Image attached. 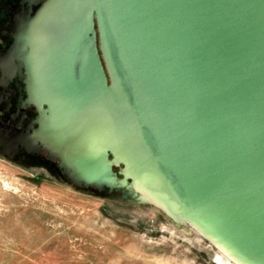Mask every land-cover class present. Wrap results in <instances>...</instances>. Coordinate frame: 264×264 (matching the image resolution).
<instances>
[{
    "label": "water",
    "instance_id": "obj_1",
    "mask_svg": "<svg viewBox=\"0 0 264 264\" xmlns=\"http://www.w3.org/2000/svg\"><path fill=\"white\" fill-rule=\"evenodd\" d=\"M28 29L63 160L106 144L147 198L264 264V0H46Z\"/></svg>",
    "mask_w": 264,
    "mask_h": 264
},
{
    "label": "rangeland",
    "instance_id": "obj_2",
    "mask_svg": "<svg viewBox=\"0 0 264 264\" xmlns=\"http://www.w3.org/2000/svg\"><path fill=\"white\" fill-rule=\"evenodd\" d=\"M42 1L0 0V264H237L171 210L142 200L110 152L117 177L84 185L26 138L32 116L26 95L14 100L13 62L30 48L17 23Z\"/></svg>",
    "mask_w": 264,
    "mask_h": 264
},
{
    "label": "bare ground",
    "instance_id": "obj_3",
    "mask_svg": "<svg viewBox=\"0 0 264 264\" xmlns=\"http://www.w3.org/2000/svg\"><path fill=\"white\" fill-rule=\"evenodd\" d=\"M22 34H23V37L25 36L29 40V42H30L29 45L31 47L30 52H29L30 59H27L24 61L25 65H26V63H31V65L29 66V72H28L30 74L29 77L33 78L35 85L37 86L39 94L44 93V94H46L47 97H49V94H48V92L46 90V86H45L46 81L44 79L45 78V76H44L45 63H43V60H44L43 58L45 56V53L41 49L40 41H39L37 36L36 37L31 36L32 33L28 29V26L25 27V29L22 31ZM44 103H47L48 107L51 105V103L48 101H46ZM38 122H40V127L38 128V131L40 133L44 134V140H46V142L48 143V147L51 148L52 150L58 151L61 154L58 157L61 158V160H63L62 159L63 158L62 153L60 152V149L58 148L59 143H58L57 139H59V137L58 136L56 137L54 135L53 127L52 128L49 127V124L53 125L52 121H50L49 117L46 116V117L38 120ZM29 140L32 141V139H29ZM104 146H106V144H103V146H102L100 162L91 161L88 164H85V166L80 167V169L76 163H74L70 160L65 159V160H63V163L67 164V166L72 169V172L70 171L71 173L79 174L80 178H83V180H85V182L95 184L96 186L105 185V184L109 183L111 180L113 166H112L111 159H109L110 154L108 153L107 149H106V151L104 150ZM98 166H99V168H98ZM98 170H100V171H98ZM133 185L135 188L134 190L136 192H138V194L141 196V199L146 201L148 199L147 195L143 191H141L134 183H133ZM169 206L170 205H164L165 208L172 211L173 216L177 215L175 212V209L172 207H169ZM184 224L187 225L186 223H184ZM189 229H191L193 231V229L191 227H189ZM221 257L224 258L225 260L229 261V259L224 254H221Z\"/></svg>",
    "mask_w": 264,
    "mask_h": 264
},
{
    "label": "flooded vegetation",
    "instance_id": "obj_4",
    "mask_svg": "<svg viewBox=\"0 0 264 264\" xmlns=\"http://www.w3.org/2000/svg\"><path fill=\"white\" fill-rule=\"evenodd\" d=\"M33 1V0H32ZM46 1L43 0L41 2L42 3ZM36 11V10H35ZM28 15L27 18H20L18 19V28L17 31L19 30V23L21 21V31L18 32L17 37L23 39L26 44L30 47V42L29 40L22 34V31L25 29V27H29L32 25L33 22V17L35 16V12ZM16 31V32H17ZM15 32V33H16ZM15 36V34L13 35ZM16 40V38H15ZM26 48V46H24V49ZM15 49V47H14ZM31 49V47H30ZM14 52H16L14 50ZM30 50H28L26 53L22 54V58L23 60H27L30 59V54H29ZM14 57L18 58V54ZM12 59V58H11ZM13 61V60H12ZM14 72H13V78H14V88H15V97L14 100L16 101H20L22 95H26L28 98V102L27 105L25 107H29V109L26 110L25 112V116H32V121L29 123L31 128L27 127V133H26V138L32 139V142L34 141L36 144V147L42 152H50L53 156H55L56 158H59L58 156H60L61 154L56 151V150H52L51 148L48 147V143L46 142V140H44V134L40 133L38 131V128L40 127V122H38V120L48 116L47 115V110L51 109V105L48 107L47 105H44L43 103L48 101L50 102L49 97L46 96V94L44 93H40L38 92L37 86L35 85V82L33 80V78L29 77V66L31 65V63H26V65L24 64V62L20 61V66H17L14 62ZM26 66V68H25ZM26 70H27V74H26ZM27 77L26 80V84H25V78ZM33 112V113H32ZM26 132V131H25ZM47 137V136H46ZM48 149V150H47ZM61 160V158H59ZM71 173V172H70ZM71 176L73 177V179L78 180V182L83 183L84 185H93L91 183H87L85 182V180H83V178H80V175L77 173H71Z\"/></svg>",
    "mask_w": 264,
    "mask_h": 264
}]
</instances>
